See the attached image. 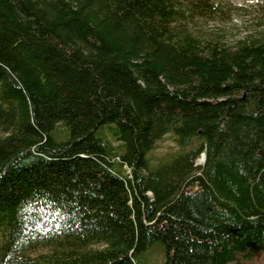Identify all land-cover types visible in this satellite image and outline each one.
Masks as SVG:
<instances>
[{
	"label": "trees",
	"instance_id": "16d2710c",
	"mask_svg": "<svg viewBox=\"0 0 264 264\" xmlns=\"http://www.w3.org/2000/svg\"><path fill=\"white\" fill-rule=\"evenodd\" d=\"M184 14L174 0H0V264L264 250V36L202 41ZM166 134L177 149L154 163Z\"/></svg>",
	"mask_w": 264,
	"mask_h": 264
},
{
	"label": "rangeland",
	"instance_id": "374dc122",
	"mask_svg": "<svg viewBox=\"0 0 264 264\" xmlns=\"http://www.w3.org/2000/svg\"><path fill=\"white\" fill-rule=\"evenodd\" d=\"M174 1L185 12L177 23L198 35L202 41L215 39L222 45L234 46L248 37L264 36V0H198L203 8L192 14H187V5L197 0ZM176 149L172 136L166 134L156 143L150 157L156 163ZM203 159L200 155L195 162L202 164ZM147 257L149 264H156L161 259L159 248H152ZM247 264H264V250Z\"/></svg>",
	"mask_w": 264,
	"mask_h": 264
},
{
	"label": "water",
	"instance_id": "95a60500",
	"mask_svg": "<svg viewBox=\"0 0 264 264\" xmlns=\"http://www.w3.org/2000/svg\"><path fill=\"white\" fill-rule=\"evenodd\" d=\"M201 158H202V159L204 158V153H201Z\"/></svg>",
	"mask_w": 264,
	"mask_h": 264
}]
</instances>
